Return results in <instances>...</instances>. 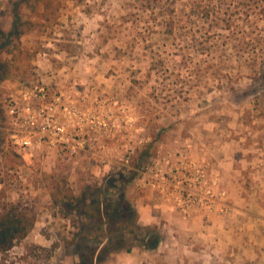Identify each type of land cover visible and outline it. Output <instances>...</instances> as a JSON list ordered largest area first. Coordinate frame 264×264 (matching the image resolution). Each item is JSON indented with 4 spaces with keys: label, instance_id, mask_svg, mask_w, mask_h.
I'll return each mask as SVG.
<instances>
[{
    "label": "rangeland",
    "instance_id": "rangeland-1",
    "mask_svg": "<svg viewBox=\"0 0 264 264\" xmlns=\"http://www.w3.org/2000/svg\"><path fill=\"white\" fill-rule=\"evenodd\" d=\"M20 7L33 25L0 51V205L34 224L0 264H264V0ZM36 87L74 152H14L5 102Z\"/></svg>",
    "mask_w": 264,
    "mask_h": 264
},
{
    "label": "built area",
    "instance_id": "built-area-1",
    "mask_svg": "<svg viewBox=\"0 0 264 264\" xmlns=\"http://www.w3.org/2000/svg\"><path fill=\"white\" fill-rule=\"evenodd\" d=\"M19 94L20 97H9L5 102L14 152L23 156L45 145L74 152L75 146L70 144L64 126L51 113L60 98L54 97L51 106H46L41 103L46 99L43 87ZM180 212L187 213L184 209Z\"/></svg>",
    "mask_w": 264,
    "mask_h": 264
},
{
    "label": "trees",
    "instance_id": "trees-1",
    "mask_svg": "<svg viewBox=\"0 0 264 264\" xmlns=\"http://www.w3.org/2000/svg\"><path fill=\"white\" fill-rule=\"evenodd\" d=\"M30 0H21L19 2L13 3L12 8V22L9 29H5L0 26V51L1 49L8 47L10 43L18 44L23 36H25V29L30 30V26L33 25L32 18L25 15L21 10V5L27 3ZM34 5L40 4L42 9L41 11H35L36 15L40 18L41 21L48 20L51 12L49 11L52 6V0H33ZM174 3V1H172ZM174 11V10H173ZM173 11H170L171 15L174 14ZM167 17L163 20L162 24H159L161 27V32L159 33L162 37H174L179 31L177 19ZM19 54L27 55L26 50L23 48L19 51ZM24 62L27 60L23 56ZM11 62L2 63L0 61V70L4 73L11 71ZM20 68V67H18ZM26 71V69H25ZM92 191H90L91 193ZM122 204V206H121ZM125 204L120 203L119 208H122ZM98 207V206H96ZM34 224V218L30 215L26 208L22 207L18 203L5 202L0 205V254L6 253L12 248V246L19 240L24 239L32 225ZM157 240H153V243L149 246L144 244L143 246L148 250H153L157 246ZM129 252L130 249H127Z\"/></svg>",
    "mask_w": 264,
    "mask_h": 264
},
{
    "label": "crops",
    "instance_id": "crops-1",
    "mask_svg": "<svg viewBox=\"0 0 264 264\" xmlns=\"http://www.w3.org/2000/svg\"><path fill=\"white\" fill-rule=\"evenodd\" d=\"M3 0H0V11H2L5 7V4H3ZM6 29V28H5ZM54 149H57V148H54ZM27 155V154H26ZM21 157H25V156H21Z\"/></svg>",
    "mask_w": 264,
    "mask_h": 264
}]
</instances>
